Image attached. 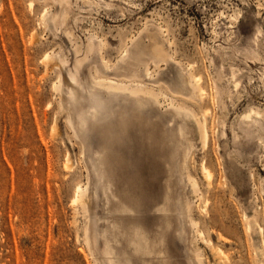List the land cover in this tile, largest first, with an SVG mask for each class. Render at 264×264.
Wrapping results in <instances>:
<instances>
[{"label":"rangeland","instance_id":"374dc122","mask_svg":"<svg viewBox=\"0 0 264 264\" xmlns=\"http://www.w3.org/2000/svg\"><path fill=\"white\" fill-rule=\"evenodd\" d=\"M151 34L167 51V63L151 62ZM129 46L152 75L137 82L161 92L159 104L137 107L132 98L97 88L104 104L94 105L87 92L93 76L115 79L132 66L141 72L139 63L118 61ZM76 69L80 86L69 76ZM187 74L200 79L202 99L195 103L174 93H185ZM71 90L75 103L69 101ZM170 99L188 101L180 103L205 123L206 147L192 119L167 110ZM92 105L104 118L98 123ZM179 124L184 137L176 134ZM108 125L122 133L126 127L136 144L152 148L159 166L151 179L156 191L163 192L171 175L175 195L191 201L197 228L187 217L168 214L174 264H190L191 237L203 264H264V242L244 218L256 217L264 230V0H0V264H105L107 210L120 217L119 225L133 221L130 213L114 212L116 199L106 204L95 172L104 161ZM148 129L171 135L164 145L167 159L160 145L144 138ZM187 144V168L200 199L176 172ZM112 180L119 199L121 182ZM79 185L89 189L85 209L73 203ZM161 215L149 214L154 223ZM118 239L112 245L129 251L126 240ZM216 250L224 252L220 263Z\"/></svg>","mask_w":264,"mask_h":264},{"label":"bare ground","instance_id":"6f19581e","mask_svg":"<svg viewBox=\"0 0 264 264\" xmlns=\"http://www.w3.org/2000/svg\"><path fill=\"white\" fill-rule=\"evenodd\" d=\"M147 38L150 41V45H151L150 56L148 55L150 57L151 62H153L155 65H158L159 63H162V62L167 63V60H169L170 57H169L167 51L165 50V48L163 47V44H161L159 41H157V37H155L152 34L150 36L147 35ZM141 40H138L137 43H141L143 41V40L142 41ZM139 41H141V42H139ZM89 42L91 43V41H89ZM135 42H136V38L132 39L131 45L134 46L136 44ZM131 49H132V46L123 48L121 55H120V59L118 61L122 65L123 64L127 65L128 62H130V60L134 61L136 63H139L140 65L137 64V66H142L141 72L137 71V69H138L137 67L133 68V66H132V68H129V67L123 68L122 72H124V73L119 74V76H116L115 79H110V77L107 78L108 77L107 75H106V77H102V76L94 77L93 76V78H92L93 79V84H92L93 86H92V88L88 89L87 92H88V95L90 96V98L92 100H94V105L96 102V104L99 107L103 108L102 105L104 104L102 102L100 96L96 92L97 88H99V90L105 91L109 96L124 95L126 97L132 98L134 106L136 105L137 107H142L143 105H147V104H159V97L161 95V92H156L153 88H151L145 84H141V83L137 82V80L141 79V78H152V75L149 72V68H148L146 62L141 63V60L136 61V59L134 57V53L131 51ZM140 51H142V50H139V52ZM91 52H93V46L90 44L88 46V49L86 50V54L89 55ZM92 55H93V53H92ZM87 57H86V59H88ZM50 59H51V57H50ZM139 59H140V57H139ZM171 59H173V58H171ZM150 60H149V62H150ZM100 61H101V59H100ZM102 62H104L106 64V62L104 60H102ZM172 62H174V60ZM78 63H80V62H78ZM58 64H61V63H58ZM176 65H177V63H176ZM61 66H62V64L60 65V68H61ZM113 67L111 68V67H109V65L107 66V64H106L104 68L109 70V69H113ZM78 70L76 69L74 74L69 73L70 79L72 82H74L75 85L78 84L77 79H76L77 78L76 76L78 74ZM118 71H119V69H118ZM179 72H180V70H179ZM67 73H68V71H67ZM191 75L187 74L186 78H184V80H183V84L185 85V87H184V89L181 87V89L185 90V93H184V91L182 92V90H180V89H179L180 91H174V93L178 96L184 97V98L195 103L196 100L202 99L201 98L202 97L201 92L199 90L200 87H198L199 89L197 88V84H198V81L200 79H195ZM91 77L92 76H90V78ZM118 78H122L124 80H117ZM176 80H177V78H176ZM175 83H177V82H175ZM56 86H59V85H55V87ZM78 86H80V84H78ZM81 88H82V86H81ZM204 94H202V95L204 96ZM102 95H104V94H102ZM68 96H69L70 103L71 102H73V103L77 102L78 97L75 96V92H73L72 90L69 91ZM170 101L171 102L168 104L167 110L168 109L173 110L174 111L173 113H175V117L176 116L179 117L180 115H183L184 117L192 119L195 126H196V133L198 136L199 143H201L202 146L206 147L205 143H206V139H207V130H206L205 123L199 119V117L193 112V110H191L189 107H186L183 104H181V103H184V101H179V100L177 101L176 99H170ZM176 102H178V103H176ZM186 103H188V101ZM186 103H184V104L186 105ZM94 105H92L90 108L91 112H92L91 113L92 118H93L92 121H95L96 123H98V122L102 121L104 118L98 119V117L96 116V113L98 110ZM251 112H253V110H251ZM254 113L255 112H253L252 115H254ZM123 114L126 115L125 112H123V113L121 112V117H123ZM255 114H257V113H255ZM249 115L250 114H248L246 116V120H247V117L250 118ZM258 116H260V115H258ZM69 123L71 124V127L73 128L72 120H69ZM108 126H109V130H110L109 131L110 132V134H109L110 139L109 138L106 139L105 146L103 147V153L105 154L104 161L100 162L98 164V167L95 168V172L100 177L101 187H102L103 194L105 196L106 204L110 203V197L112 199H116L117 204H116V206L113 207L115 210L114 212L119 213V214L130 213L133 215V217H132L133 221L128 223L127 225H123V224L119 225L118 221H119L120 217L119 218L116 216L111 217L110 215H111L112 210L110 208L107 210L108 211L107 214L109 215V217H107V220H106L107 227H106V230L104 232V249H103V256L105 259V264H174L176 257L175 258L172 257L171 252H170V248L168 247V242H167V231L169 230V228H171V222H170V218H169L168 214L176 212L179 217H181V218L187 217L190 219L191 201L184 196H183V198H181L180 196L175 195L173 185L170 183V180H169L171 175H169V178L165 182V189L163 190V192L156 191L154 188V184H153L151 179L158 175L159 166L153 160L154 151L152 150V148L146 147L142 143L136 144L134 142V136H133L132 132H130L126 129V127H127L126 122H125L126 127H124V129H123V133L120 130H118V128H116V127H112L111 125H108ZM182 127H183L182 124H179L176 127V129H177L176 134L179 137H184ZM144 135H145L144 138L147 141L152 142V140H153L155 143L160 145V147L164 153L163 154V157H164L165 156L164 145H166L167 139H171V135L170 134L168 135L165 132L157 135L149 129L145 130ZM169 141H171V140H169ZM185 142H186V140H185ZM150 144H149V146H150ZM190 148H191V146L188 145L182 149V153L180 155V158H178V161H177V164L175 165V167H176V172H178V174H179L180 181L183 179V177L186 178L187 182L190 184V187H191V189H190L192 192L191 194L195 198V195L198 196V193H199V190L197 188L198 185L195 183V181L190 176L188 168H187V162H186L187 161V154L190 151ZM164 158L167 159V156H165ZM200 172H201L202 176L204 177L205 181L210 179L211 174L206 169V167L201 166ZM113 178H115V179L117 178L121 182L122 188L120 190V193L123 195L119 199L117 198L116 191L112 190V186H113V180L112 179ZM75 195L76 196L73 199V203H75V204L79 205V207L81 206V207H83V209H85L89 203V189H88V187L85 186V188L83 189V188H81V185H79V187L77 188V193H75ZM198 198H199V196H198ZM202 208H204L203 210H205L206 205L203 206ZM152 210H155L156 212L162 214L161 216L155 217L159 220L162 219L161 222L154 223L152 218L150 219L149 214ZM246 213H247V210H246ZM256 216H257V214H256ZM244 218L246 220V225H247L246 228L249 230H251L252 228H255L258 235L260 236V238L264 242V230L262 229L258 219L256 217H252V219H250L246 215L244 216ZM191 219H190V221H188V222H190L189 224L191 225L192 228L195 229V226L197 228L198 223H197V225H195L196 223H194V221ZM153 226L156 227L155 232H153ZM192 231H194V230L192 229ZM198 233L199 232L196 231V235H199V238H200V236L203 233H199V234ZM118 236H122V238H124L126 240V243L129 247V251H127L125 248L117 249L116 247H114L112 245L113 242H115L116 244H119ZM220 237H222V236H220ZM195 239H196L195 237H191L190 244L192 245V248L189 251L191 254V257H190L191 259H190L189 263L190 264H203L202 259H201V254L199 253V249L197 250V248H195L196 247L195 246V241H196ZM197 239H198V236H197ZM202 239H204V236ZM204 241H205V239H204ZM204 241H203V243L209 242V241H205V242ZM87 242H89L88 237H87ZM258 242H259V240H258ZM207 244H210V243H207ZM209 246H212V244ZM211 248H213V247H211ZM93 249H94V246H93ZM214 252H215V250L212 253H214ZM223 253L224 252H222L220 250H218V251L216 250L217 257L219 255H223ZM259 253H260V251H259ZM216 255H215V257H216ZM261 255L264 256V248H262V250H261ZM172 258H173V260H172ZM255 258H257V257L255 256ZM259 258H258V261H259ZM220 259H221V257L219 259H216L217 263H220ZM225 264H226V262H225Z\"/></svg>","mask_w":264,"mask_h":264}]
</instances>
